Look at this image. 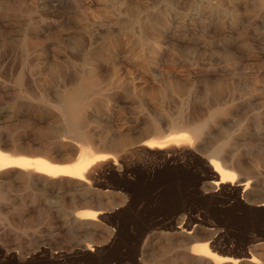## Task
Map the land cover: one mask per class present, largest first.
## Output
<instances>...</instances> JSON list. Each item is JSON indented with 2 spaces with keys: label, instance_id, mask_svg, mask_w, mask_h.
I'll use <instances>...</instances> for the list:
<instances>
[{
  "label": "rangeland",
  "instance_id": "rangeland-1",
  "mask_svg": "<svg viewBox=\"0 0 264 264\" xmlns=\"http://www.w3.org/2000/svg\"><path fill=\"white\" fill-rule=\"evenodd\" d=\"M82 80L103 90L92 146L110 158L85 186L4 172L0 264H264V0H0L6 142L54 144L39 97ZM179 114L207 119L192 146L142 145L147 123ZM120 134L127 145L103 149L99 136ZM216 163L233 185L213 183ZM200 242L232 260L200 256Z\"/></svg>",
  "mask_w": 264,
  "mask_h": 264
},
{
  "label": "bare ground",
  "instance_id": "bare-ground-1",
  "mask_svg": "<svg viewBox=\"0 0 264 264\" xmlns=\"http://www.w3.org/2000/svg\"><path fill=\"white\" fill-rule=\"evenodd\" d=\"M149 27H151V25H149ZM100 80L101 79H99V81ZM99 83H101V81ZM106 86L109 85L107 84ZM102 91L99 87H97V85H95L94 81L82 80L80 81V84L74 89L65 90L57 95H51L49 93L41 95L39 99H47L50 101L51 108L56 111V124L52 127H50V125L48 126L49 129L51 128L50 133L52 135L51 137L54 139V144L49 142L47 143L45 140L36 139L34 137H28V142L25 143H21L20 139H12L6 142L5 136L0 135V178H2L3 174H5L4 172L8 173L12 171L16 173L14 175H19L29 180L38 179L43 182H47L60 179L64 182L69 183V181H73L80 186H85V184L90 181L88 179V174L92 166L108 161L110 158L109 154L99 151L92 146V144L97 139L92 133L91 127L96 121L93 117L94 112L98 111L100 108L98 101L101 100L103 96ZM158 94L159 93L156 91L152 92L153 98L157 99L160 97ZM163 94L161 95V99L164 101L166 94ZM114 96V98H116L121 95L117 96L115 94ZM122 97L129 99L131 95L128 93V91H125V93L122 94ZM36 98H38V96ZM219 103L220 102H216L217 107H219ZM209 114L210 118L213 117L215 113L211 110V113ZM199 120L200 117L198 116L195 118L193 117L192 119H186L182 116V114H179V116L172 120L168 125H164V121V123H161L159 120H153L146 125V130L149 132V134L147 135L146 140H144L145 142L142 141V145L148 147L149 149H158L159 151L166 148L169 149V147L172 149V147L176 148L192 146L194 142L200 138L207 123V119L202 123H197ZM129 140L130 139L127 137V135L123 134L113 136L111 139H108L106 136H99V141L103 145V149L110 150L118 149L127 145ZM219 148H221V145L218 146L217 150ZM53 149L65 150L67 152L66 156L62 158H52L50 153ZM77 151L80 154L77 160L74 162H67L70 161V156H72V154L76 153ZM30 152L37 154L34 156H27L26 153ZM74 156L75 155H73V157ZM224 167L218 163H216L214 166V172L216 173L215 175L217 179H215L213 183L216 186L228 182L231 183V185L234 183L235 174L232 171L234 169L229 170L227 169L228 167ZM249 183L250 181H247V185ZM98 195L102 196L101 193H98ZM108 196L111 197L110 194H108ZM84 204H89L87 198H85ZM105 208V206L101 205L97 206L95 209H86L83 213L84 216L81 217L87 220H94L96 219V216L99 215ZM188 232L192 233L190 231ZM194 247L200 256L216 257L222 262H228L232 260L228 257L217 256L211 251L208 243L200 242ZM254 259L252 258L250 261L254 263ZM238 260H235V262H238Z\"/></svg>",
  "mask_w": 264,
  "mask_h": 264
}]
</instances>
